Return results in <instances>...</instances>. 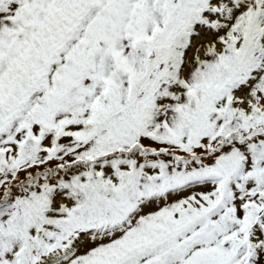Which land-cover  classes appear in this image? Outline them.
Segmentation results:
<instances>
[{"label": "snow or ice", "instance_id": "1", "mask_svg": "<svg viewBox=\"0 0 264 264\" xmlns=\"http://www.w3.org/2000/svg\"><path fill=\"white\" fill-rule=\"evenodd\" d=\"M0 264H264V0H0Z\"/></svg>", "mask_w": 264, "mask_h": 264}]
</instances>
